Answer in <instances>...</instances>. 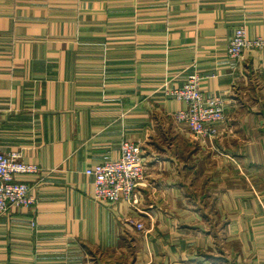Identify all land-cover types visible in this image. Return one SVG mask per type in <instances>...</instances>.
Wrapping results in <instances>:
<instances>
[{
    "label": "crops",
    "instance_id": "crops-1",
    "mask_svg": "<svg viewBox=\"0 0 264 264\" xmlns=\"http://www.w3.org/2000/svg\"><path fill=\"white\" fill-rule=\"evenodd\" d=\"M240 25L264 39V0H0V149L41 168L0 264H264V49L232 61ZM192 72L225 103L213 140L175 118ZM124 139L135 204L97 201L86 170Z\"/></svg>",
    "mask_w": 264,
    "mask_h": 264
},
{
    "label": "built area",
    "instance_id": "built-area-1",
    "mask_svg": "<svg viewBox=\"0 0 264 264\" xmlns=\"http://www.w3.org/2000/svg\"><path fill=\"white\" fill-rule=\"evenodd\" d=\"M253 49H264V39L249 38L244 25L238 26L230 38L227 55L232 61H240ZM202 77L192 72L183 87L170 91L178 100L185 101L186 110L178 111L175 118L186 123L190 131L203 139L213 140L218 136L219 125L226 121L225 103L220 96H206L201 90ZM41 168L23 160L20 151L0 149V216L12 209H34L38 199L29 183L18 180L22 175L39 173ZM86 174L94 178V197L97 201L115 204L123 199L135 204V193L145 177L143 148L139 143L124 139L121 157L106 156L89 167ZM144 230L141 222L135 223ZM36 226V222H32Z\"/></svg>",
    "mask_w": 264,
    "mask_h": 264
}]
</instances>
